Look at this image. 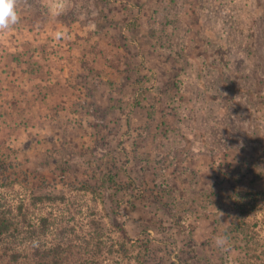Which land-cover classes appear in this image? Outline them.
<instances>
[{"label":"rangeland","instance_id":"obj_1","mask_svg":"<svg viewBox=\"0 0 264 264\" xmlns=\"http://www.w3.org/2000/svg\"><path fill=\"white\" fill-rule=\"evenodd\" d=\"M16 8L0 53L29 38L24 51L55 55L49 78L78 51L56 82L81 98L30 123L0 116V264L39 235H100L107 264H264V0Z\"/></svg>","mask_w":264,"mask_h":264},{"label":"crops","instance_id":"obj_2","mask_svg":"<svg viewBox=\"0 0 264 264\" xmlns=\"http://www.w3.org/2000/svg\"><path fill=\"white\" fill-rule=\"evenodd\" d=\"M27 39L29 38L21 42L24 45L20 50L0 53V110L6 109L5 106L12 110L7 115L0 113V116L16 117V121L20 120L19 122L22 121L23 124L33 122L40 115L47 113L48 109L66 107L64 105L69 98L77 103L81 98L80 87L76 81L68 83L66 80V84L65 80L56 82L60 77L67 74L68 60H71L72 66H76L80 62V53L72 51L57 54L60 73L49 67L52 75L47 78L45 60L49 59L54 62L52 58H55V55H51L45 50L24 51ZM62 69L64 72L61 71ZM55 74H57L56 77ZM67 91H70L69 95H66ZM11 123L15 122L10 118L7 124Z\"/></svg>","mask_w":264,"mask_h":264},{"label":"trees","instance_id":"obj_3","mask_svg":"<svg viewBox=\"0 0 264 264\" xmlns=\"http://www.w3.org/2000/svg\"><path fill=\"white\" fill-rule=\"evenodd\" d=\"M10 233V223L0 218V242ZM41 238L45 240L44 243H39L30 255L16 251L9 256L10 261L14 264H107L116 252L113 250L115 244L112 241L110 249H104L106 241L100 235H62L50 244L46 235H39L38 239ZM117 252L127 256L128 249L124 242L120 244Z\"/></svg>","mask_w":264,"mask_h":264},{"label":"clouds","instance_id":"obj_4","mask_svg":"<svg viewBox=\"0 0 264 264\" xmlns=\"http://www.w3.org/2000/svg\"><path fill=\"white\" fill-rule=\"evenodd\" d=\"M18 18L16 0H0V29L7 30L17 23ZM214 239L219 246L227 242V236L224 234H217Z\"/></svg>","mask_w":264,"mask_h":264}]
</instances>
